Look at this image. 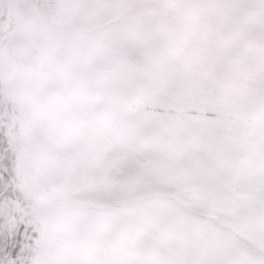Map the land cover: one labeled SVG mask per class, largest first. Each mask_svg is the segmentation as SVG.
<instances>
[{"label": "snow or ice", "instance_id": "1", "mask_svg": "<svg viewBox=\"0 0 264 264\" xmlns=\"http://www.w3.org/2000/svg\"><path fill=\"white\" fill-rule=\"evenodd\" d=\"M0 264H264V0H0Z\"/></svg>", "mask_w": 264, "mask_h": 264}]
</instances>
